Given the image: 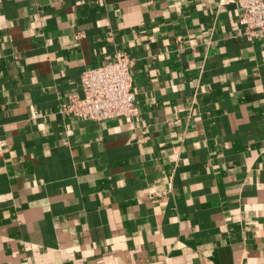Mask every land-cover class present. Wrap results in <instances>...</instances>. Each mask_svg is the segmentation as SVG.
Listing matches in <instances>:
<instances>
[{"label":"crops","instance_id":"1","mask_svg":"<svg viewBox=\"0 0 264 264\" xmlns=\"http://www.w3.org/2000/svg\"><path fill=\"white\" fill-rule=\"evenodd\" d=\"M240 15L0 0V264H264V36ZM119 53L134 114H62Z\"/></svg>","mask_w":264,"mask_h":264},{"label":"built area","instance_id":"2","mask_svg":"<svg viewBox=\"0 0 264 264\" xmlns=\"http://www.w3.org/2000/svg\"><path fill=\"white\" fill-rule=\"evenodd\" d=\"M232 2L241 11L239 24L245 35L249 38L264 36V0ZM131 66L130 57L119 53L115 61L84 71L80 78L83 95L70 97L69 102L62 105L61 113L94 122L131 117L135 111ZM4 146L5 141L0 137V154Z\"/></svg>","mask_w":264,"mask_h":264}]
</instances>
